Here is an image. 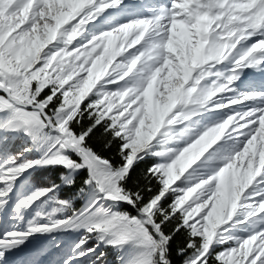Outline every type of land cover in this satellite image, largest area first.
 Wrapping results in <instances>:
<instances>
[{"label":"snow or ice","instance_id":"obj_1","mask_svg":"<svg viewBox=\"0 0 264 264\" xmlns=\"http://www.w3.org/2000/svg\"><path fill=\"white\" fill-rule=\"evenodd\" d=\"M247 70L264 74V0H0V264H173L181 233V264H264ZM49 168L60 184L34 182Z\"/></svg>","mask_w":264,"mask_h":264},{"label":"trees","instance_id":"obj_2","mask_svg":"<svg viewBox=\"0 0 264 264\" xmlns=\"http://www.w3.org/2000/svg\"><path fill=\"white\" fill-rule=\"evenodd\" d=\"M88 122L89 121H88L87 117H85L83 123L85 125H87ZM105 139H106V137L103 135V128H98L96 130V134L92 137V139H90L88 141V143L91 144L97 151H101L103 148V142ZM116 146H117V142L113 141V144L111 146V150L110 151L109 150H103V154L106 156L115 155ZM10 148H11V151L13 153L20 151V149L16 147V143L11 144ZM117 159H118V157H117ZM151 162H152L151 160L146 159L144 162H141L140 164H138L132 172L133 177H136L141 172V170H143ZM60 172H61V169H59V168L43 169V170H39L38 172L32 173V177H33L34 182H36L37 184L42 183L44 181L45 177H47L48 179L54 180L56 183L60 184L61 183V181L59 180ZM82 177H83V173H80V175L76 176L75 177L76 187H70V189L76 190V188L79 187V184H80ZM62 186H65V185H62ZM127 210L131 211L130 208H128ZM181 243H183V234L182 233L177 235L172 241V250L173 251H172L171 259H172L173 264H181L182 257L179 256L175 251L177 246L180 245ZM107 261H108V264H115V254H111V258L107 257ZM81 263L88 264V261L83 260V261H81Z\"/></svg>","mask_w":264,"mask_h":264},{"label":"rangeland","instance_id":"obj_3","mask_svg":"<svg viewBox=\"0 0 264 264\" xmlns=\"http://www.w3.org/2000/svg\"><path fill=\"white\" fill-rule=\"evenodd\" d=\"M245 82H249V81H255L257 83L260 82H264V74H261L259 72H256L254 70H247L246 75L244 77ZM16 143V147L19 148L20 150H22V148L25 146L24 145V141L22 140H15L12 142V144ZM76 190H72L70 189V187L68 186H62L60 189V197L61 198H66L68 196H71L75 193ZM4 217H0V219H2ZM76 237L74 235H69V236H65L64 239L71 242L72 240H74ZM44 243V238L37 236L35 238H30V242L24 246L21 247V249L17 252H13L9 254V260H16V259H20L23 258L33 247ZM103 251H106L108 253L109 258H111V254H114V252L111 249H101ZM60 255V253H58L56 250H52L50 253H48L47 255H44L42 257H40V261L41 264H54L55 259ZM83 261V260H81ZM80 264H83L81 263ZM87 261V260H84Z\"/></svg>","mask_w":264,"mask_h":264}]
</instances>
